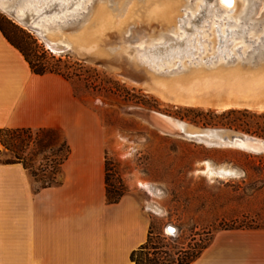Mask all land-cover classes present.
Listing matches in <instances>:
<instances>
[{
	"label": "rangeland",
	"instance_id": "1",
	"mask_svg": "<svg viewBox=\"0 0 264 264\" xmlns=\"http://www.w3.org/2000/svg\"><path fill=\"white\" fill-rule=\"evenodd\" d=\"M159 1L163 5L158 9H145V0H84V9L89 6L79 20L55 26L77 36L63 52L50 51L36 33L0 10L5 34L31 59L37 51L40 62L66 78L74 95L97 115L105 138L107 198L127 191L143 198L150 214L149 243L132 264L186 261L221 230L264 229V110L225 109L220 102L237 96L244 103L264 102V49L250 58L258 50L252 47L264 44V0H238L231 7L220 0ZM101 5L110 10L101 15L111 21L96 27L92 20ZM229 7L233 10L226 12ZM226 15L225 32L219 36L213 25ZM238 15L237 24L230 16ZM199 29L194 47L208 44V49L194 51L195 58L192 53L163 57L170 43L172 49L185 48ZM182 37H187L182 43L176 40ZM234 44L243 46L228 50L227 56L248 52V57L241 60L238 55L227 62L219 49ZM193 68L203 71H186ZM155 112L199 130H225L226 140L165 133L150 121ZM234 135L254 138L263 146H240ZM63 142L54 130H6L0 133V162L20 158L37 183L55 184L66 153ZM208 163L236 174H210ZM147 183L153 192L143 186ZM152 203L159 211L148 207Z\"/></svg>",
	"mask_w": 264,
	"mask_h": 264
},
{
	"label": "crops",
	"instance_id": "2",
	"mask_svg": "<svg viewBox=\"0 0 264 264\" xmlns=\"http://www.w3.org/2000/svg\"><path fill=\"white\" fill-rule=\"evenodd\" d=\"M234 99L221 107L264 110V102ZM15 128L57 131L69 154L50 186L22 162H0V264H132L149 237L150 214L136 191L108 201L97 115L60 74L33 73L0 30V129ZM190 264H264V229L221 230Z\"/></svg>",
	"mask_w": 264,
	"mask_h": 264
},
{
	"label": "bare ground",
	"instance_id": "3",
	"mask_svg": "<svg viewBox=\"0 0 264 264\" xmlns=\"http://www.w3.org/2000/svg\"><path fill=\"white\" fill-rule=\"evenodd\" d=\"M27 1V0H26ZM72 1H75V2H72ZM84 0H31L29 4L30 7H33L35 11H40L43 7H46V8H50L52 7L53 5L56 6L55 9H52L49 11V13H42L38 20H37V24L45 30L46 33L49 34V38L51 40H55V41H61L65 44H67V46L69 47L71 43L75 42V40H73L74 38L76 39L77 36H72L70 35L69 33H75V32H69L67 34H69L70 36H67L66 34H63L62 30H60L59 28H55L54 26H52L57 20H64V19H68L70 16L72 17H75V15H78V13H80V11H82L84 9ZM146 2V8L145 9H149V8H154V9H158L162 3V1H159V0H145ZM159 1V2H158ZM224 5V3L227 5V6H232V5H235L237 4V1L238 0H231V3H226L225 0H220ZM224 2V3H223ZM135 4H138V3H135ZM134 4V5H135ZM34 5V6H33ZM91 7H92V4H90ZM3 4H0V10L3 11L4 13H8L5 9H3ZM242 6L243 8L246 6V4L244 5V2L242 3ZM25 6H21L19 11L21 12L22 9L24 8ZM225 9L226 12H230L231 10H233L232 8L230 9ZM109 8L101 5V7L97 8L96 12L97 13V16L95 19L92 20V24L93 26H96V25H101L104 21H105V24H107V21L111 19H107L109 17H106V19L101 15L104 13V11L106 12H110V10H108ZM235 11L238 10V7L234 8ZM242 9V8H241ZM240 9V10H241ZM153 10V9H152ZM9 14V13H8ZM130 14V13H128ZM206 14H208V11L206 12ZM10 16V14H9ZM197 16V15H195ZM11 17V16H10ZM227 17L224 16L219 20V22H216L215 25H213L214 28L218 29L220 32L219 36H222V33L225 32V29H223V26L222 24L225 25V23H223V20ZM16 23V19L11 17ZM230 18H235V21L237 22V24L239 23V21L237 19H239V15L238 16H230ZM88 19H90V17L88 16ZM87 19V20H88ZM124 21V20H123ZM207 23H210V21L207 20L206 24ZM19 24V23H18ZM221 26V27H220ZM97 27V26H96ZM209 27V26H208ZM212 27V26H211ZM247 29V28H245ZM243 29V30H245ZM214 30V29H213ZM201 30L199 29V33L195 35L194 38L190 39L187 43V46L185 48H177V49H172L171 47H173V45L170 43L168 46H169V49H167V46H165V48L167 49L166 50V53H169V54H165V56L163 57H171L172 55L173 56H178V57H184V56H188L192 55L193 58H195V54H194V51H197L198 49L202 50V49H208V44L207 45H201L200 48H198V45L196 47H194V41H195V38L201 33L200 32ZM212 31V30H211ZM217 32V31H216ZM87 31H84L82 32V35L86 34ZM229 35V33L227 35H224L225 38H227V36ZM74 37V38H73ZM84 37V36H83ZM178 37V36H176ZM229 37V36H228ZM187 37H182V38H178L176 40L180 41L181 40V43L183 42V40H185ZM221 38V37H220ZM224 38V39H225ZM174 39V38H173ZM175 40V41H176ZM174 41V42H175ZM224 41V40H223ZM233 41V40H232ZM231 42V41H230ZM252 42V41H251ZM201 43V41H200ZM236 43V41H235ZM262 42H260L259 44L257 45H260V47L263 48L264 44H261ZM167 44V43H166ZM233 44V43H231ZM239 44L236 43V45ZM158 45V44H157ZM235 45V44H234ZM236 45L231 48L230 46V49L229 47L225 48H222V49H219V52H221L223 55L226 54L227 52L229 51H234V50H238L239 48H241V46H243L242 44L241 45H238V47H236ZM257 45H254L252 47V50L255 49V47ZM220 46V45H219ZM154 47V46H153ZM160 47H156L154 49H159ZM197 48V49H196ZM221 48V47H220ZM236 48V49H235ZM152 49V48H151ZM258 49V48H257ZM229 50V51H228ZM54 51V50H53ZM165 51V50H164ZM54 52H57V51H54ZM171 52H173L172 54H170ZM184 52V53H183ZM175 54V55H174ZM248 52L244 53V52H241L239 54L237 53H233V54H230L229 56H225V59H227V62H228V59L230 57H233L235 59H239V56L238 55H242V59L243 60L244 58H247ZM253 55V54H252ZM156 57L158 56H154L153 59H157ZM167 57V58H168ZM215 57V56H214ZM217 57V56H216ZM204 58V57H203ZM206 59V58H205ZM204 59V60H205ZM158 60H156L157 62ZM180 62H181V59H180ZM178 61V63H180ZM221 62V63H220ZM219 63L220 64H224V62L220 61ZM219 63H216V64H212V65H207L208 67L207 68H211V67H215V66H218ZM192 70V72H197V71H203V69H199L197 70L196 68L194 69H189V70H186V71H189ZM160 119L163 121V128H161L160 130L165 132V133H169V134H175V135H179V136H184V137H189V138H194V139H202V137L204 139H207V140H216V141H223V140H226V137L224 136L225 135V130H221V131H213V130H207V129H197L196 127H194L193 125L189 124V123H186L184 121H181V120H178L177 118H172L170 116H166V115H160L159 116ZM213 132V133H212ZM202 134V135H200ZM233 141L235 144H239L242 143V142H245L243 144H247V145H243L244 147L248 148V149H252V148H249L250 147H254L255 144L252 143L253 142H256L258 140L254 139V138H250L248 136H244V135H234L233 136ZM250 141V142H248ZM259 142V141H258ZM264 142V141H262ZM260 142L261 144H259V146H263V143ZM233 143V144H234ZM219 145V144H218ZM242 146V145H240ZM207 171L210 173V174H217L219 176H229V175H234L236 174V171L232 168H227V167H220V166H212L208 163V168H207ZM147 187H148V183L145 184ZM153 191V190H152ZM157 194V192H155ZM160 208H155V211L158 210L159 211Z\"/></svg>",
	"mask_w": 264,
	"mask_h": 264
},
{
	"label": "water",
	"instance_id": "4",
	"mask_svg": "<svg viewBox=\"0 0 264 264\" xmlns=\"http://www.w3.org/2000/svg\"><path fill=\"white\" fill-rule=\"evenodd\" d=\"M31 0H0V4H3V9H5L11 17L15 18L17 23H19V25H21L22 27L33 31L34 33H36L41 39H43L45 46L50 50V51H57V52H63L65 49H68L69 47L67 46V44L61 42V41H55V40H51L49 38V36L47 37V34L45 32L44 29H42L38 24H37V20L39 18V16L42 13H49L50 10L55 9L56 6L53 5L50 8H46L43 7L40 11H35L33 7H30L28 3H30ZM21 6H25L22 11L20 12L19 9ZM34 6V5H33ZM89 6V5H88ZM88 6L80 11V13H78V15H75V17L72 18H68V19H64V20H57L52 26H57V25H63L68 21H73V20H79L80 17H82L85 14V11H87ZM80 16V17H79ZM256 48H258V50L251 55L250 58L255 59L258 55V53H263L262 49L263 48L260 47V45H257ZM259 48H261V50H259ZM260 51V52H258ZM229 59H233V57H230ZM228 59V61H229ZM160 113H153L150 116V121L151 123H153L154 125L163 128V121L160 119Z\"/></svg>",
	"mask_w": 264,
	"mask_h": 264
},
{
	"label": "trees",
	"instance_id": "5",
	"mask_svg": "<svg viewBox=\"0 0 264 264\" xmlns=\"http://www.w3.org/2000/svg\"><path fill=\"white\" fill-rule=\"evenodd\" d=\"M0 30H1V32H2V34L4 35V37L9 41V43H11L15 48H17L20 52H21V54L23 55V57H24V59L27 61V63H28V65H29V67H30V69H31V71L33 72V73H35V74H38V75H42V74H46V73H57V74H60L59 72H56V71H54V70H52L51 68H47L44 64H42L41 62H40V60H39V56L37 55V51H34L33 53H32V57H33V59H31L30 58V56H29V54L25 51V49L24 48H22V47H19L18 45H16L6 34H5V32H4V30H3V28H2V26L0 25ZM28 36H30L29 34H28ZM30 38H31V36H30ZM34 42H35V40H34ZM6 130H12V131H15V132H18V131H21V130H24V128H15V129H0V133L1 132H3V131H6ZM63 143H66V142H63ZM68 154H69V147H68V145L66 144V153L64 154V156L62 157V160L59 162V165H61L63 162H64V160L68 157ZM17 161H19V162H22V164L24 165V167L26 168V166H25V164H24V162L22 161V159H20V158H17L16 159ZM31 174L32 175H34L33 174V172H31ZM51 183L52 182H50V181H47V182H44V184H43V186H50L51 185ZM107 186V185H106ZM106 192H107V188H106ZM120 196H121V194L118 196V197H111V198H107L108 199V201L109 202H116L119 198H120ZM148 243H149V238L147 239V241L143 244V245H141L138 249H136V250H134L132 253H131V255H130V258H131V261H134V256L138 253V252H142V250H144L146 247H147V245H148ZM204 248V247H203ZM202 248V249H203ZM201 249V250H202ZM166 251H164L165 252V254L167 255V256H170L171 254L170 253H167V252H169L167 249H165ZM201 252V251H200ZM199 252V253H200ZM199 253L198 254H196V255H192V256H190V258H189V260H184V259H178V258H176V259H173L172 258V260H168L169 261V263L168 264H189L192 260H194L198 255H199Z\"/></svg>",
	"mask_w": 264,
	"mask_h": 264
},
{
	"label": "snow or ice",
	"instance_id": "6",
	"mask_svg": "<svg viewBox=\"0 0 264 264\" xmlns=\"http://www.w3.org/2000/svg\"><path fill=\"white\" fill-rule=\"evenodd\" d=\"M225 2L230 4L231 3V0H225Z\"/></svg>",
	"mask_w": 264,
	"mask_h": 264
}]
</instances>
